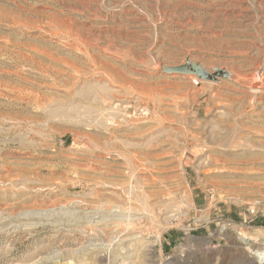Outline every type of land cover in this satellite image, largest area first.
Instances as JSON below:
<instances>
[{"label": "rangeland", "instance_id": "1", "mask_svg": "<svg viewBox=\"0 0 264 264\" xmlns=\"http://www.w3.org/2000/svg\"><path fill=\"white\" fill-rule=\"evenodd\" d=\"M263 251L264 0H0V264Z\"/></svg>", "mask_w": 264, "mask_h": 264}, {"label": "water", "instance_id": "2", "mask_svg": "<svg viewBox=\"0 0 264 264\" xmlns=\"http://www.w3.org/2000/svg\"><path fill=\"white\" fill-rule=\"evenodd\" d=\"M166 71L169 74L193 75L196 76L201 81H210V82L216 81L219 77L221 78L227 77V73L221 70H215L213 74H210L199 64L192 63L190 61H186V63L182 66L167 68Z\"/></svg>", "mask_w": 264, "mask_h": 264}, {"label": "bare ground", "instance_id": "3", "mask_svg": "<svg viewBox=\"0 0 264 264\" xmlns=\"http://www.w3.org/2000/svg\"><path fill=\"white\" fill-rule=\"evenodd\" d=\"M250 84V83H249ZM247 84L248 86H249V88H248V86H247V88L252 92V93H254V94H260V93H262V90H261V88H259V87H255V86H253V84ZM197 85V84H196ZM243 91V90H242ZM113 216V215H112ZM135 216V215H134ZM129 217V216H128ZM73 218V217H72ZM99 224V223H98ZM99 247V246H98ZM259 257H260V259H264V251L263 252H261L259 255H258Z\"/></svg>", "mask_w": 264, "mask_h": 264}, {"label": "built area", "instance_id": "4", "mask_svg": "<svg viewBox=\"0 0 264 264\" xmlns=\"http://www.w3.org/2000/svg\"><path fill=\"white\" fill-rule=\"evenodd\" d=\"M259 205H260L259 202H254V204L249 206L248 211L250 212V214H255L256 213V209L259 207Z\"/></svg>", "mask_w": 264, "mask_h": 264}]
</instances>
